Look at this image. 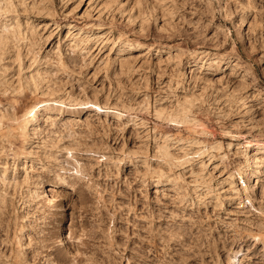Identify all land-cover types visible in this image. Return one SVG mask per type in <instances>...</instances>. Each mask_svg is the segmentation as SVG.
<instances>
[{
  "label": "rangeland",
  "instance_id": "obj_1",
  "mask_svg": "<svg viewBox=\"0 0 264 264\" xmlns=\"http://www.w3.org/2000/svg\"><path fill=\"white\" fill-rule=\"evenodd\" d=\"M0 117V264H264V0H0Z\"/></svg>",
  "mask_w": 264,
  "mask_h": 264
},
{
  "label": "bare ground",
  "instance_id": "obj_2",
  "mask_svg": "<svg viewBox=\"0 0 264 264\" xmlns=\"http://www.w3.org/2000/svg\"><path fill=\"white\" fill-rule=\"evenodd\" d=\"M41 113H42L41 110H37V111L34 113L33 119H31V120H33L32 123H34V122L36 123V122H37V120L40 118ZM0 118H1V117H0ZM31 125H32V124H31ZM255 151H256L255 153H260L259 150H255ZM258 167L260 168L261 165H259ZM259 168H257L258 171H259Z\"/></svg>",
  "mask_w": 264,
  "mask_h": 264
}]
</instances>
